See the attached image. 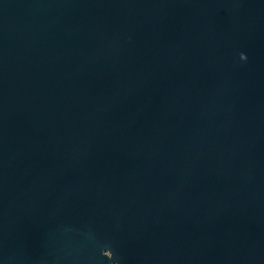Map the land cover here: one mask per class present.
<instances>
[{
    "label": "water",
    "instance_id": "1",
    "mask_svg": "<svg viewBox=\"0 0 264 264\" xmlns=\"http://www.w3.org/2000/svg\"><path fill=\"white\" fill-rule=\"evenodd\" d=\"M0 264H264V0H0Z\"/></svg>",
    "mask_w": 264,
    "mask_h": 264
}]
</instances>
